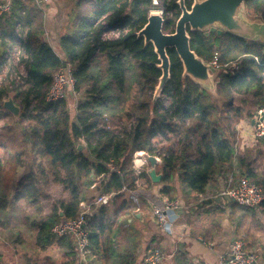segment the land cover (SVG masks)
<instances>
[{
  "label": "trees",
  "instance_id": "1",
  "mask_svg": "<svg viewBox=\"0 0 264 264\" xmlns=\"http://www.w3.org/2000/svg\"><path fill=\"white\" fill-rule=\"evenodd\" d=\"M90 1L87 15L60 37L58 46L45 38L39 8L18 10L14 3L7 17H0V33L8 27L15 34L17 21L21 25L15 38L20 41L25 76L23 88L12 98L22 106L20 119L27 120L26 125L17 122L23 126L15 148L16 132L4 122L7 115H13L1 101L8 93L0 90V235L15 245L24 243V234L32 236L37 250L61 243L65 260L58 263L51 256L47 264H79L73 241L54 236L51 228L81 213L82 187L91 174L100 177L96 194L114 193L111 199L121 194L124 185L132 188L138 178L150 183L146 172L133 174L128 168V158L143 150L159 156L156 171L162 173L165 194L172 173L191 192L204 193L237 156L235 124L255 117L254 108L245 111L234 104L235 96L250 95L256 105L264 103V41L227 32L206 36L190 31L191 48L203 60L216 63L214 93L183 76L182 63L175 49L169 48L170 77L154 99L161 75L159 60L153 45L137 36L147 21L151 0ZM176 1L160 0L166 32L173 31L180 14ZM185 2L189 6L192 0ZM245 13L264 22V0H245ZM3 41L0 34V44ZM64 66L70 67L74 83L65 97L48 101L53 77ZM73 91L82 96L76 101V114L66 98ZM109 163L117 170L110 169ZM238 168L264 194V175L252 168L247 156L238 157ZM50 182L62 185L68 194L55 199L45 213L40 197L42 186ZM19 199L35 212H15ZM107 213L101 205L98 213L86 214L85 264H109L111 259L113 264H134L130 252L111 258L106 245L111 233V221L104 217Z\"/></svg>",
  "mask_w": 264,
  "mask_h": 264
},
{
  "label": "crops",
  "instance_id": "2",
  "mask_svg": "<svg viewBox=\"0 0 264 264\" xmlns=\"http://www.w3.org/2000/svg\"><path fill=\"white\" fill-rule=\"evenodd\" d=\"M1 3L10 5V9L1 16L3 20L14 3L18 10H24L30 6L39 8L44 16L45 38L54 46H58L60 37L70 33L78 21L87 15L91 5L90 0H46L42 4H36L34 0H2ZM20 27L17 21L15 34L10 33L8 27L0 33L4 38L0 44L1 57L6 52L20 47L19 39L15 38ZM258 106L260 105H255V111ZM252 119L238 121L235 124L234 146L237 156L231 168L220 172L208 184L204 193L198 194L188 189H181L177 194L178 189L175 185L172 189L169 186V193L165 194L163 182L154 183L150 180V183H147L142 178H138L132 188L124 185L121 194L114 196L108 204H96L94 189L100 177L91 174L89 182L82 187L83 199L80 207L81 211L84 209L89 215L98 213L101 205L106 207L108 213L104 217L111 221L110 238L106 245L113 253L111 258H122L130 252L134 255V264H143L146 248L153 245L163 254V264L199 262L213 264L219 255L227 253L234 239H241L245 249L254 251L259 264H264V204L256 208L244 207L231 202L226 196H221V191L232 187L237 175H241L238 157L247 156L252 168L264 175V140L259 138L253 141L251 138L249 131L254 124ZM157 159L156 168L160 164L158 156ZM132 163V166L129 164L128 168L133 174L141 173L139 170L147 172L150 169L149 163L141 166L139 158L136 159V168H134V161ZM50 184L48 188L51 199L65 197V195L57 197L55 191L60 190L59 185H54L53 182ZM14 195L12 191L11 198ZM163 198L176 199L179 202L177 208L168 212V220L172 224L170 233L158 228L152 213V201L162 202ZM49 211L50 208L44 212ZM64 249L61 243L45 250H37L34 247L33 254L26 253L24 258L22 257L23 260L21 258L22 261H17V264H47L48 257L51 256L55 257L59 263L66 258ZM4 251L0 249V260L4 259ZM76 256L79 264L86 263V257L81 259L78 255ZM6 261L8 262L7 259ZM114 261L111 259L108 263L113 264Z\"/></svg>",
  "mask_w": 264,
  "mask_h": 264
},
{
  "label": "water",
  "instance_id": "3",
  "mask_svg": "<svg viewBox=\"0 0 264 264\" xmlns=\"http://www.w3.org/2000/svg\"><path fill=\"white\" fill-rule=\"evenodd\" d=\"M180 14L171 32L163 30L164 16L158 11H150L147 21L137 32L145 44L151 43L157 54L161 70L158 84L153 98L156 99L170 77V59L167 49L174 48L181 63L182 75L188 76L200 84L207 91L214 93V78L217 68L210 62L203 60L190 46V31H200L206 36L209 33L227 32L235 36L252 41H264V22L251 21L245 13V0H192L189 6L185 0L176 1ZM3 107L9 111L14 119H18L21 107L12 96L3 101ZM255 119H252V124ZM150 169L147 174L154 183H159L162 173L156 171L158 159L155 155H147ZM230 199V198H229ZM232 201V199H230ZM60 214L62 212L60 211Z\"/></svg>",
  "mask_w": 264,
  "mask_h": 264
},
{
  "label": "built area",
  "instance_id": "4",
  "mask_svg": "<svg viewBox=\"0 0 264 264\" xmlns=\"http://www.w3.org/2000/svg\"><path fill=\"white\" fill-rule=\"evenodd\" d=\"M46 0H34L36 4H42ZM150 11H158L163 15L164 10L160 0H151ZM10 9L8 3L0 4V17L4 15ZM20 48H14L11 51L6 52L3 55V63L1 66L2 75H6L9 71H14V80L20 81L19 71L20 64ZM216 66L215 61L212 62ZM24 69V68H23ZM23 77V76H22ZM74 79L71 76V69L69 66H64L53 77L52 84L47 93L46 99L48 101H56L62 97H65L67 90L73 85ZM255 121L252 125V130L249 134L253 140L264 136V103L256 108L254 117ZM157 157V155H155ZM135 157H139L140 165H147V154L143 150L135 151ZM134 161V168H136V159ZM139 165V166H140ZM108 167L112 170H117L116 167L109 163ZM114 193L100 194L98 195L94 203L96 204H108ZM221 196H226L235 203L250 208L259 207L264 201V194L261 187L256 183L250 181L246 176L240 175L237 177L236 182L230 188L223 189ZM179 202L176 199L163 198L162 202L152 201V213L154 220L159 229L165 232H171V222L168 220V212L177 208ZM86 211L83 209L81 213L72 219L60 220L54 224L51 228V232L56 237H68L70 238L76 248V253L81 259H85L88 252V231L85 228L86 224ZM163 254L155 247L148 248L145 251L143 264H163ZM0 264H2L0 262ZM206 264V263H196ZM213 264H259L257 254L254 251H247L244 247V242L241 239H234L229 246L227 253L219 255L216 262Z\"/></svg>",
  "mask_w": 264,
  "mask_h": 264
},
{
  "label": "rangeland",
  "instance_id": "5",
  "mask_svg": "<svg viewBox=\"0 0 264 264\" xmlns=\"http://www.w3.org/2000/svg\"><path fill=\"white\" fill-rule=\"evenodd\" d=\"M247 17L251 21H260V19L257 18V17H251V16L249 17L248 15H247ZM2 63H3V60H1V64H0L1 66H2ZM1 66H0V90L4 89L8 93L3 98V100H1V101H4V100L7 99L8 96H12L13 94L16 93V91H19V90H21L23 88V84L22 83L24 81L25 70L23 69V66L21 65L20 68H19V71H16L18 73V75L20 74V81L22 80V83H20L19 81H15L14 80V71H12V70L9 71L10 75L8 73H6V75H2ZM81 97L82 96L79 93L74 92V91L72 92L71 96H69V94H68L67 97H66L68 99V101H69L68 103H70V107H71V109L73 111V114L74 113L76 114L75 107H76V104L78 103L76 101H80ZM233 102H234L235 105L242 106V108L245 111L255 108V105H256V103L254 102V99L250 95H236ZM20 107L22 109L21 105H20ZM0 109H2L1 105H0ZM20 113H21V110H20ZM9 116L10 115H7V117L4 119V122H6L8 125L10 124L11 125L10 128L14 129V131L16 132L15 140L13 141V143H14V147L17 148L20 145L19 143H20L21 135H22L21 134V129H22L21 126L26 125L27 120L24 119V118L20 119V115H19L18 119H14L13 116H12V118L9 117ZM18 121H21L23 125H19L17 123ZM1 124H3V122ZM10 134H13V133L11 132ZM28 158L31 159L30 156ZM137 158H139V157H135V152H134L132 154L131 158H128V159H130L128 164H130V166H132L133 159H137ZM139 171L143 172L144 170H139ZM144 172H146V171H144ZM176 174L172 173L171 181L169 183L170 188L172 189V187H174L176 185L177 189H178L177 194H179L181 189H183V190H187L188 189L189 190V187L185 183L181 182L180 179L178 178V175H176ZM239 176L240 175H237V177H239ZM237 177H236V179H237ZM211 182H209V183H211ZM50 183L47 184V185H43L42 186L43 188H42V192H41L40 201H41L42 207L44 208V211H46V209L49 210V208L51 209L52 202L56 199V197L51 199V195L49 194L48 186L51 185ZM54 185H59L58 188L60 189L58 191H55L56 196L57 197H63L65 195L64 198H66L68 193H67L66 190H64L62 185L55 184V183H54ZM94 192H95V190H94ZM174 193H176V191H174ZM94 196H95L94 198H96L98 196L96 194V192L94 193ZM231 202H234V201H231ZM13 209H14L15 212L22 211L23 213H29V214H32V213L35 212V209L33 208V206L27 205L24 202L23 199H19V201L14 205ZM151 247H154V246L153 245H149L146 248V250L148 248H151ZM33 248H34V245H33V237L32 236H28V235L24 234V243L22 245H20V244L15 245L12 240L10 242L6 241V239L1 237V235H0V249L5 250L4 251V259L0 260L2 264H4V263L5 264L6 263L17 264V261H20L21 258L23 256H25L26 253L32 255L33 254L32 253ZM23 258H22V260H23ZM6 259L8 260V262L6 261Z\"/></svg>",
  "mask_w": 264,
  "mask_h": 264
}]
</instances>
